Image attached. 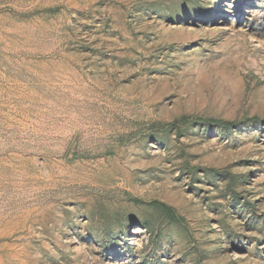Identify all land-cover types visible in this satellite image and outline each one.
<instances>
[{
  "label": "rangeland",
  "instance_id": "obj_1",
  "mask_svg": "<svg viewBox=\"0 0 264 264\" xmlns=\"http://www.w3.org/2000/svg\"><path fill=\"white\" fill-rule=\"evenodd\" d=\"M0 264H264V0H0Z\"/></svg>",
  "mask_w": 264,
  "mask_h": 264
},
{
  "label": "trees",
  "instance_id": "obj_2",
  "mask_svg": "<svg viewBox=\"0 0 264 264\" xmlns=\"http://www.w3.org/2000/svg\"><path fill=\"white\" fill-rule=\"evenodd\" d=\"M229 126V124L228 125H226V127H228Z\"/></svg>",
  "mask_w": 264,
  "mask_h": 264
}]
</instances>
